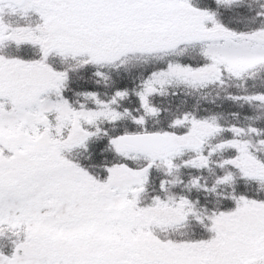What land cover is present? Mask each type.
<instances>
[{"label": "snow or ice", "instance_id": "1", "mask_svg": "<svg viewBox=\"0 0 264 264\" xmlns=\"http://www.w3.org/2000/svg\"><path fill=\"white\" fill-rule=\"evenodd\" d=\"M0 264H264V0H0Z\"/></svg>", "mask_w": 264, "mask_h": 264}]
</instances>
